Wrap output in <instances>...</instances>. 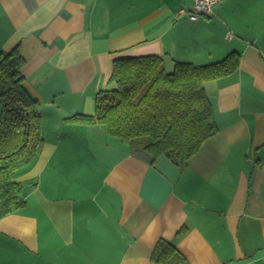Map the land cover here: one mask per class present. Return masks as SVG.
I'll return each mask as SVG.
<instances>
[{"label":"crops","instance_id":"0c3cea01","mask_svg":"<svg viewBox=\"0 0 264 264\" xmlns=\"http://www.w3.org/2000/svg\"><path fill=\"white\" fill-rule=\"evenodd\" d=\"M192 3L0 0V47L25 61L45 139L16 174L36 185L25 207L0 218V264H158L161 240L189 264H264V0H222L199 21ZM233 53L238 71L205 84L219 131L185 167L144 163L106 126L71 120L95 114L119 59L173 69Z\"/></svg>","mask_w":264,"mask_h":264},{"label":"trees","instance_id":"16d2710c","mask_svg":"<svg viewBox=\"0 0 264 264\" xmlns=\"http://www.w3.org/2000/svg\"><path fill=\"white\" fill-rule=\"evenodd\" d=\"M240 59L233 53L207 66L177 62L172 74L161 57L119 59L113 86L98 94L95 114L71 120L106 126L144 163L154 166L167 159L185 167L219 131L205 84L237 72ZM24 63L18 48L6 53L0 47V218L25 207L36 185L26 187L16 174L30 167L45 145L41 106L25 86ZM152 261L189 264L165 240L157 244Z\"/></svg>","mask_w":264,"mask_h":264},{"label":"built area","instance_id":"2783aa9c","mask_svg":"<svg viewBox=\"0 0 264 264\" xmlns=\"http://www.w3.org/2000/svg\"><path fill=\"white\" fill-rule=\"evenodd\" d=\"M221 3L222 0H193L188 18L191 21H199L203 18L213 17L215 16L216 8L220 6ZM232 37V32H229L227 38L231 39Z\"/></svg>","mask_w":264,"mask_h":264},{"label":"rangeland","instance_id":"374dc122","mask_svg":"<svg viewBox=\"0 0 264 264\" xmlns=\"http://www.w3.org/2000/svg\"><path fill=\"white\" fill-rule=\"evenodd\" d=\"M174 71H175V67L173 69L167 68V72L170 73V74H172V72H174ZM44 114L48 115V114H51V113H49V111L47 109H44Z\"/></svg>","mask_w":264,"mask_h":264}]
</instances>
